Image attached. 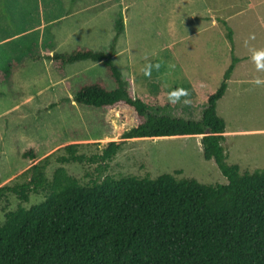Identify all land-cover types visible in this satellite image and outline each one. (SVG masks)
I'll use <instances>...</instances> for the list:
<instances>
[{"label":"rangeland","instance_id":"obj_1","mask_svg":"<svg viewBox=\"0 0 264 264\" xmlns=\"http://www.w3.org/2000/svg\"><path fill=\"white\" fill-rule=\"evenodd\" d=\"M260 2L255 29H249L256 38L245 46L248 34L239 33L231 44L220 22L224 4L230 3L232 11L245 0H0V186L26 179L24 171L43 160L49 178L63 166L82 184L105 175L154 178L162 173L226 183L215 161L204 158L200 135L123 139L133 125L129 109L78 105L73 96L81 84L101 77L108 88L114 86L101 63L78 61L58 72L50 59L33 57L78 45L108 50L114 21L122 15L124 30L113 52L122 75L138 95L165 104L161 114L198 120L205 95L219 86L232 56L246 57L238 63L236 79L243 78L244 63H249L252 80L264 78L249 51L264 48V0ZM209 19L215 23L211 29L205 24ZM229 21L234 30L235 20ZM149 62L160 64L150 77L143 73ZM174 88L187 89L190 103H168L167 93ZM216 113L225 122V162L237 164L240 172L263 170L264 87L233 83L217 101ZM114 140L120 148L103 170L95 161L58 160L69 143H77V153L89 157ZM36 143H42L36 158L24 159V148ZM176 170L180 172L174 174ZM43 199V191L31 193L27 202L10 194L0 204V220L18 204L28 207Z\"/></svg>","mask_w":264,"mask_h":264},{"label":"trees","instance_id":"obj_2","mask_svg":"<svg viewBox=\"0 0 264 264\" xmlns=\"http://www.w3.org/2000/svg\"><path fill=\"white\" fill-rule=\"evenodd\" d=\"M123 30L119 15L108 50L78 45L33 58L50 59L58 72L78 61L101 63L114 86L108 88L101 77L81 84L73 96L78 105L129 109L133 125L123 139L200 135L204 158L215 161L227 182L205 184L162 173L105 175L82 184L63 166L49 178L47 160L33 163L23 173L26 179L0 186V204L10 194L27 202L31 193L44 192L42 201L4 212L0 264H264V169L240 172L237 164L225 162V122L216 113L239 58L232 56L219 86L205 95L200 119L161 114L167 106L138 95L113 61ZM226 36L232 42L227 26ZM120 145L109 141L86 157L77 153V143H69L58 160L95 161L100 171ZM41 149L42 143L29 145L23 158L30 161Z\"/></svg>","mask_w":264,"mask_h":264},{"label":"crops","instance_id":"obj_3","mask_svg":"<svg viewBox=\"0 0 264 264\" xmlns=\"http://www.w3.org/2000/svg\"><path fill=\"white\" fill-rule=\"evenodd\" d=\"M260 0H245V3H240L238 4V6L232 10V11H228V4H224L225 7H223V12L224 14L221 15L220 17V22L223 25V27L226 29V26L229 27L232 31V42H234V37H238L239 33H242L241 36L243 35H249V29L250 30H254L255 26H256V20L258 19V13L256 11L257 6L260 4ZM208 12H210V5L208 8ZM227 12V13H226ZM235 20V26H234V30L232 25L230 24L229 20ZM210 20V19H209ZM226 24V26L224 25V23ZM206 24V28L211 29L212 26L214 27L215 23L212 22L210 20L205 22ZM227 38V36H226ZM232 42H230L232 44ZM239 58V60L235 63V66L232 70V73L229 77V79L227 80V87L226 90L224 92V94L222 95V97L220 98V100H222L226 95L227 92L230 90L231 86L233 83H237V84H247L250 83L252 81V73L248 70L249 69V63H244V76L243 78H235V73L236 70L238 69V63H242L245 61L246 57H237ZM244 60V61H243ZM235 79V80H234ZM259 130H241V132H256Z\"/></svg>","mask_w":264,"mask_h":264},{"label":"clouds","instance_id":"obj_4","mask_svg":"<svg viewBox=\"0 0 264 264\" xmlns=\"http://www.w3.org/2000/svg\"><path fill=\"white\" fill-rule=\"evenodd\" d=\"M255 38L256 37L254 33H249L248 37L245 39L244 42L245 46H248V42L250 40H255ZM249 51L251 53L250 59L254 64L256 71L258 73L264 72V48L249 47ZM145 59L147 60L148 57H145ZM154 67L156 69H159L160 64L159 63L152 64L151 62L147 63L143 68L144 75L150 77L151 71ZM170 67H174V65H170ZM250 83L254 87H264V78L257 76ZM189 97H190V93L188 92L187 89L174 88L167 93V102L171 104H177V103L188 104L190 103Z\"/></svg>","mask_w":264,"mask_h":264}]
</instances>
